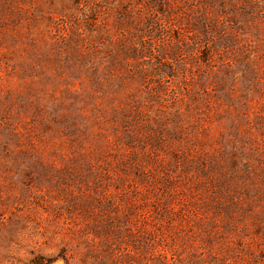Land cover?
Segmentation results:
<instances>
[{"label":"rangeland","instance_id":"obj_1","mask_svg":"<svg viewBox=\"0 0 264 264\" xmlns=\"http://www.w3.org/2000/svg\"><path fill=\"white\" fill-rule=\"evenodd\" d=\"M0 264H264V0H0Z\"/></svg>","mask_w":264,"mask_h":264}]
</instances>
